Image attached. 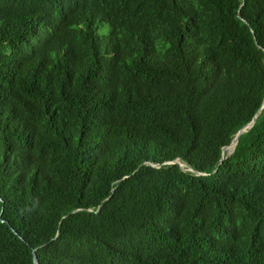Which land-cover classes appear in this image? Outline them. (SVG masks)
Masks as SVG:
<instances>
[{
  "label": "trees",
  "instance_id": "trees-1",
  "mask_svg": "<svg viewBox=\"0 0 264 264\" xmlns=\"http://www.w3.org/2000/svg\"><path fill=\"white\" fill-rule=\"evenodd\" d=\"M263 60L264 0H0V264H264Z\"/></svg>",
  "mask_w": 264,
  "mask_h": 264
},
{
  "label": "water",
  "instance_id": "water-1",
  "mask_svg": "<svg viewBox=\"0 0 264 264\" xmlns=\"http://www.w3.org/2000/svg\"><path fill=\"white\" fill-rule=\"evenodd\" d=\"M263 64H264V60H263ZM264 104V102L262 103V105ZM261 105V106H262ZM254 118H255V115L254 117L247 123L245 124L243 127H241L234 135V137L232 138V140L230 141V143L227 145V146H224V147H221V157H220V160H219V164L221 163V161L223 160V157H222V151L223 149H225L226 147H228L229 145H233V148L231 150L230 153H232L233 149H234V146L236 145V142H237V138L239 135H241L242 133L246 132L247 129H249L251 127V125L253 124L254 122ZM229 153V154H230ZM177 164L179 169L182 170V171H187V172H190L192 173L194 176H204V174H201V173H198L194 170L191 169L190 166L186 165V164H182V163H179L178 160H174V161H171V162H164L162 163L161 165H164V164ZM145 165H149V166H152V167H159L160 165H151L149 163H145ZM97 209H99V206L97 207ZM75 212V211H72V213ZM31 256H32V263L33 264H37L36 262V259H35V253H34V250L31 251Z\"/></svg>",
  "mask_w": 264,
  "mask_h": 264
},
{
  "label": "bare ground",
  "instance_id": "bare-ground-1",
  "mask_svg": "<svg viewBox=\"0 0 264 264\" xmlns=\"http://www.w3.org/2000/svg\"><path fill=\"white\" fill-rule=\"evenodd\" d=\"M232 148H233V145H229L228 147L223 149V155L229 154L231 152Z\"/></svg>",
  "mask_w": 264,
  "mask_h": 264
},
{
  "label": "rangeland",
  "instance_id": "rangeland-1",
  "mask_svg": "<svg viewBox=\"0 0 264 264\" xmlns=\"http://www.w3.org/2000/svg\"><path fill=\"white\" fill-rule=\"evenodd\" d=\"M105 30H106L105 26H98V28H97L98 34H102V32Z\"/></svg>",
  "mask_w": 264,
  "mask_h": 264
},
{
  "label": "clouds",
  "instance_id": "clouds-1",
  "mask_svg": "<svg viewBox=\"0 0 264 264\" xmlns=\"http://www.w3.org/2000/svg\"><path fill=\"white\" fill-rule=\"evenodd\" d=\"M224 147V146H223ZM220 153H221V149H220ZM223 157V156H222ZM152 165V164H151ZM98 209L96 208V211H97ZM74 211H77V210H74ZM35 253V252H34ZM35 259H36V257H35ZM37 262V261H36Z\"/></svg>",
  "mask_w": 264,
  "mask_h": 264
}]
</instances>
